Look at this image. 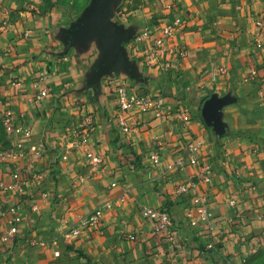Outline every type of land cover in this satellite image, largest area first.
Listing matches in <instances>:
<instances>
[{
	"label": "crops",
	"instance_id": "0c3cea01",
	"mask_svg": "<svg viewBox=\"0 0 264 264\" xmlns=\"http://www.w3.org/2000/svg\"><path fill=\"white\" fill-rule=\"evenodd\" d=\"M7 2L14 9L0 32V144L22 141L25 154L0 163V233L9 242H0V264H263L264 0H121L112 20L132 27L123 45L143 81L112 72L96 88L87 82L100 58L94 39L67 45L64 17ZM176 16L182 25L151 59L152 38ZM145 27L150 38L135 41ZM119 82L162 96L159 114L134 105L122 113V131L113 97ZM212 93L230 98L220 136L200 115ZM6 110L29 124L30 137L5 131ZM193 135L212 168L197 185L211 226L187 212L194 190L176 191L196 171L186 162ZM90 154L100 156L98 165ZM143 206L169 211L174 240L154 235Z\"/></svg>",
	"mask_w": 264,
	"mask_h": 264
},
{
	"label": "built area",
	"instance_id": "2783aa9c",
	"mask_svg": "<svg viewBox=\"0 0 264 264\" xmlns=\"http://www.w3.org/2000/svg\"><path fill=\"white\" fill-rule=\"evenodd\" d=\"M183 19L176 16L164 23L161 28L160 36L152 38V45L149 50L151 59L155 58L160 51L166 48L165 41L172 37L173 33L182 25ZM151 34L148 27L143 28L135 35V41H140L145 38H150ZM172 48V47H171ZM169 49V48H168ZM113 97L116 101V117L117 123L122 131H127L128 126L122 117L123 111L133 107L134 105L139 106L141 110H155L156 114H159V110L162 108L164 101L162 96L159 94L151 95L145 91H138L133 87L126 85L123 82H119L113 90ZM179 117L183 121H187L186 111L180 110ZM3 125L5 131L11 135H17L21 138H28L31 135V129L29 124L25 123L20 119H14L12 112L6 110L3 113ZM79 144H84L86 141V133L80 129L79 132ZM204 141L198 135H193L186 142V162L194 166L196 171L193 178H189L186 181L179 182L176 185V191L178 193H186L190 189L194 190V195L191 196L190 206L188 207L189 216L196 217L197 220L204 222L208 226L212 225V214L207 206L206 197L203 193L197 191V185L199 183H205L210 179V174L212 171L211 165L201 157V149ZM25 148L22 141L16 142L13 149L10 148H0V163L6 162L9 159H15L18 156H23L25 154ZM90 161L93 165H98L101 161L100 156L96 154H90ZM151 160L154 164L159 162V157L157 153L151 155ZM230 206H235L234 198L228 201ZM9 210L13 213V222L19 223L21 217L17 215L16 207L11 206ZM141 216L153 223L152 232L154 235H162L163 237L174 240L177 230L173 231V221L168 210L164 207H151L143 206L141 209ZM99 210H96L90 219L93 221L97 220L99 217ZM260 219L264 218V213L258 215ZM14 227L12 228V232ZM128 237L132 240L136 239L134 234H129ZM0 242L8 244L7 237L5 233H0Z\"/></svg>",
	"mask_w": 264,
	"mask_h": 264
},
{
	"label": "water",
	"instance_id": "95a60500",
	"mask_svg": "<svg viewBox=\"0 0 264 264\" xmlns=\"http://www.w3.org/2000/svg\"><path fill=\"white\" fill-rule=\"evenodd\" d=\"M121 0H89L75 20L61 29V38L67 45L83 47L94 39L100 58L88 75L87 82L94 88L102 75L123 72L137 81L143 78L136 70L133 60L125 53L123 43L133 34L132 27H126L112 20L113 11ZM230 102L227 95L210 94L200 107L203 121L212 127L217 136L224 132L220 109Z\"/></svg>",
	"mask_w": 264,
	"mask_h": 264
},
{
	"label": "rangeland",
	"instance_id": "374dc122",
	"mask_svg": "<svg viewBox=\"0 0 264 264\" xmlns=\"http://www.w3.org/2000/svg\"><path fill=\"white\" fill-rule=\"evenodd\" d=\"M8 0H0V32L6 26L5 13L13 11V6L9 5ZM24 4L25 7L39 14H56L64 17L63 20H67L68 23L75 20L80 14L82 9L87 5L89 0H18ZM57 16V17H58ZM115 16H112V18ZM3 127V126H2ZM4 130V129H3ZM0 132V142L2 137ZM0 144V148H1ZM257 244V243H256ZM260 252L264 256V243H260ZM257 251V250H256ZM264 264V260H262Z\"/></svg>",
	"mask_w": 264,
	"mask_h": 264
}]
</instances>
